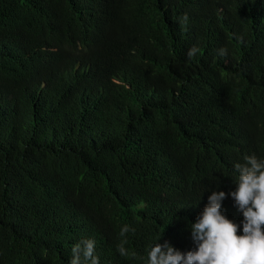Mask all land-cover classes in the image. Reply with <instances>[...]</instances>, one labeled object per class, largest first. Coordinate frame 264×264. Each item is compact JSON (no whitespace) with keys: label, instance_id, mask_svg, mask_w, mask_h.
I'll use <instances>...</instances> for the list:
<instances>
[{"label":"trees","instance_id":"1","mask_svg":"<svg viewBox=\"0 0 264 264\" xmlns=\"http://www.w3.org/2000/svg\"><path fill=\"white\" fill-rule=\"evenodd\" d=\"M252 154L264 0H0V264H70L85 239L99 264L193 250ZM221 211L243 234L230 195ZM125 224L135 258L117 252Z\"/></svg>","mask_w":264,"mask_h":264},{"label":"clouds","instance_id":"2","mask_svg":"<svg viewBox=\"0 0 264 264\" xmlns=\"http://www.w3.org/2000/svg\"><path fill=\"white\" fill-rule=\"evenodd\" d=\"M183 19L186 22L187 16ZM197 51L195 47L190 49L189 58ZM226 54V49L220 50V55ZM234 167L238 173L235 190L229 194L213 191L208 204L190 226L195 248L184 253L167 241L156 242L148 251L147 264H264V159L247 155L243 163ZM227 195L243 215V234L240 225L221 211ZM129 232L134 233L135 228L127 224L121 227L117 252L121 257L135 258L136 253L127 247ZM71 252L70 264H99L94 239L74 244Z\"/></svg>","mask_w":264,"mask_h":264}]
</instances>
